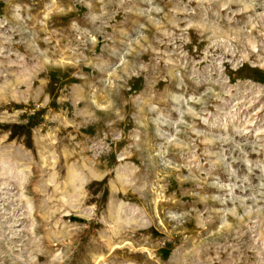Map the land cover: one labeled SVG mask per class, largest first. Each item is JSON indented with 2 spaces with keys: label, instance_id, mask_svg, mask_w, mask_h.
<instances>
[{
  "label": "rangeland",
  "instance_id": "1",
  "mask_svg": "<svg viewBox=\"0 0 264 264\" xmlns=\"http://www.w3.org/2000/svg\"><path fill=\"white\" fill-rule=\"evenodd\" d=\"M0 264H264V0H0Z\"/></svg>",
  "mask_w": 264,
  "mask_h": 264
}]
</instances>
